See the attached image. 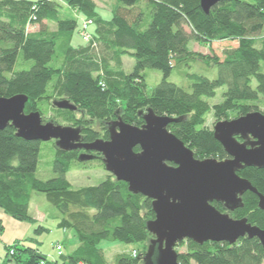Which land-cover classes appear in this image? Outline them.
<instances>
[{
    "label": "trees",
    "instance_id": "obj_1",
    "mask_svg": "<svg viewBox=\"0 0 264 264\" xmlns=\"http://www.w3.org/2000/svg\"><path fill=\"white\" fill-rule=\"evenodd\" d=\"M112 2L104 17L95 0H0V97L27 96L26 114L39 112L44 123L78 128L85 143L108 141L110 125L119 119L142 127L151 110L177 120L169 130L197 159H228L214 129L205 126L206 118L213 114L218 123L264 114V0H225L208 14L200 0ZM80 18L92 21L91 40L75 44ZM194 42L210 49L216 43L237 46L225 49L221 58L190 50ZM125 57L135 61L131 72L125 69ZM201 63L216 78L188 70V89L169 80L180 66L191 69ZM148 70L163 75L153 89L147 83ZM221 88H226L223 100L211 104ZM63 100L77 110L55 106ZM50 112L60 113L68 124L48 118ZM50 142L53 177L43 180L38 166L45 159L42 145ZM50 142L27 141L11 125L0 131V209L18 222L34 224L29 214L33 194H45L61 215L59 227L74 231L79 245L60 262L29 246L33 239L19 240L6 247L0 264H108L100 248L103 241L143 245L136 256L116 255L114 264H144L154 238L147 228L156 217L152 201L130 192L114 176L75 190L67 174L94 160L105 169L101 156L82 161L83 150L63 151ZM238 174L264 195V169L248 167ZM242 201L244 206L231 216L264 230L258 196L247 192ZM213 205L227 212L222 204ZM3 231L0 219V235ZM177 252L179 264H264L257 238L245 237L234 245L185 240Z\"/></svg>",
    "mask_w": 264,
    "mask_h": 264
},
{
    "label": "water",
    "instance_id": "obj_2",
    "mask_svg": "<svg viewBox=\"0 0 264 264\" xmlns=\"http://www.w3.org/2000/svg\"><path fill=\"white\" fill-rule=\"evenodd\" d=\"M225 0H200L205 13ZM28 97H0V131L8 126L27 141H56L63 151L83 150L82 161L99 154L105 169L117 181L129 185L130 192L152 201L155 219L147 228L154 236L144 264H179L177 246L185 240L236 244L240 239L257 238L264 248V230L231 213L242 208L247 192L259 198L264 211V195L238 173L248 167L264 169V114L249 113L238 119L220 121L214 126L215 139L229 158L200 160L169 126L176 119L158 116L149 110L142 127L121 119L110 125V139L93 143L82 141L81 130L44 123L39 112L26 114ZM55 106L76 111L67 100ZM140 152H136V148ZM224 206L219 211L213 203Z\"/></svg>",
    "mask_w": 264,
    "mask_h": 264
},
{
    "label": "rangeland",
    "instance_id": "obj_3",
    "mask_svg": "<svg viewBox=\"0 0 264 264\" xmlns=\"http://www.w3.org/2000/svg\"><path fill=\"white\" fill-rule=\"evenodd\" d=\"M30 1H38V0H30ZM113 0H95L96 4L99 6V9L104 12V17H108L109 10L111 8ZM78 15L74 13V16ZM78 17V16H77ZM79 30L74 37V43L79 44L84 41L81 36V20L86 21L84 18L79 19ZM92 30V27L90 28ZM91 32V31H90ZM237 46L236 43H216L211 49L200 46L196 42L190 44V50L200 53L202 55H210V56H219L223 58V51L227 48H235ZM134 59L130 57L124 58V66L128 72L132 71V67L134 65ZM201 66L194 67L192 66L189 69L187 66H180L177 68L176 72L169 79L171 82L176 83L177 85L188 89L191 85L189 80L185 77L186 71L201 73L202 75L214 79L216 78L217 73L214 70H210L207 67H204L203 64ZM147 83L150 89H153L157 86L163 75L159 71L148 70L147 72ZM226 88H221L217 91V97L213 101H210L211 104H217L223 100V93ZM261 111L264 112V106H262ZM60 115V116H59ZM56 118L61 124L67 125L68 123L64 120V117L61 116L60 113L50 112L48 114V118ZM233 120V119H232ZM216 124V119L213 117V114H209L206 118L205 126L214 129ZM95 128H99L100 123L97 122ZM45 153V159L41 161L38 166L37 175L40 179L49 180L53 177L51 163L54 158V145L52 142L45 143L42 145ZM44 156V155H43ZM111 175L106 169H104L100 163V161L94 160L93 162L86 163V168L82 170H73L67 174V179L71 183L72 187L75 190H79L82 188L95 187L100 185L102 182L106 181ZM0 213L5 214L1 209ZM29 214L32 218L35 219L36 223L30 224L27 222H19L23 224L24 232L26 236L24 239H33V242L28 243L29 246L39 249L42 253L48 256L50 259H58L60 262H63V256H68V254L72 253L77 249L79 242L78 238L74 231L66 230L59 227V221L61 219L60 213L54 209L50 200L47 198L45 194L34 193L31 204ZM7 218H10L5 214ZM12 219V218H10ZM14 220V219H13ZM16 221V220H14ZM18 222V221H16ZM7 227V228H6ZM40 227L45 228L46 230L36 232ZM12 228L9 227V224L5 222V228L3 233L0 235V258L6 256L7 250L6 247H11L13 244L5 243V231L8 233ZM23 239V240H24ZM19 241V240H18ZM58 246H62L63 255L59 256V252L57 250ZM100 248L104 251L105 258L108 264H114V259L116 255L121 253H131L136 256L138 252H141L144 247L143 245H127L121 242H111V241H103L100 244ZM185 248L181 249L183 252ZM14 255V250H10V256Z\"/></svg>",
    "mask_w": 264,
    "mask_h": 264
},
{
    "label": "crops",
    "instance_id": "obj_4",
    "mask_svg": "<svg viewBox=\"0 0 264 264\" xmlns=\"http://www.w3.org/2000/svg\"><path fill=\"white\" fill-rule=\"evenodd\" d=\"M30 1V0H29ZM0 219L3 222V226L5 228V222L6 224H9V227L12 228V230H9V232L7 233L5 231V243L6 244H13L15 241L18 240H23L26 236V233L24 232V226L23 224L14 221L13 219L7 218L5 216V214L0 213ZM7 228V227H6ZM5 257H3L4 259ZM2 258H0V260H3Z\"/></svg>",
    "mask_w": 264,
    "mask_h": 264
},
{
    "label": "built area",
    "instance_id": "obj_5",
    "mask_svg": "<svg viewBox=\"0 0 264 264\" xmlns=\"http://www.w3.org/2000/svg\"><path fill=\"white\" fill-rule=\"evenodd\" d=\"M91 26H92V21L86 20L82 24L81 36L85 42H89L91 40V35H90ZM57 250L59 252V256H62L63 255L62 246H58ZM79 264H84V263H79Z\"/></svg>",
    "mask_w": 264,
    "mask_h": 264
},
{
    "label": "flooded vegetation",
    "instance_id": "obj_6",
    "mask_svg": "<svg viewBox=\"0 0 264 264\" xmlns=\"http://www.w3.org/2000/svg\"><path fill=\"white\" fill-rule=\"evenodd\" d=\"M83 153L85 152V151H82Z\"/></svg>",
    "mask_w": 264,
    "mask_h": 264
},
{
    "label": "bare ground",
    "instance_id": "obj_7",
    "mask_svg": "<svg viewBox=\"0 0 264 264\" xmlns=\"http://www.w3.org/2000/svg\"><path fill=\"white\" fill-rule=\"evenodd\" d=\"M109 139V138H108Z\"/></svg>",
    "mask_w": 264,
    "mask_h": 264
}]
</instances>
